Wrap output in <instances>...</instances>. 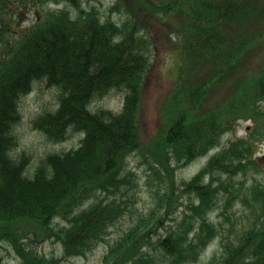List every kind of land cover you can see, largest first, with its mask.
Wrapping results in <instances>:
<instances>
[{
	"label": "trees",
	"instance_id": "trees-1",
	"mask_svg": "<svg viewBox=\"0 0 264 264\" xmlns=\"http://www.w3.org/2000/svg\"><path fill=\"white\" fill-rule=\"evenodd\" d=\"M112 1L104 17L82 0H0V242L12 244L23 264H49L23 248L25 237L57 241L66 257L91 254L126 215L122 200L136 188L127 161L145 150L149 169L166 180L163 212L118 237L107 264H201L215 242L220 254L206 264H264V159L255 156L264 141V62L212 110L200 107L216 81L227 82L244 55L264 45V0ZM160 39L181 60L162 127L145 145L139 109ZM206 64L207 78L192 83ZM36 82L57 90L58 105L33 128L54 143L70 132L83 137L73 150L47 155L30 176V157L13 156L14 129L18 104ZM111 92L123 94L119 112L90 109ZM246 121L244 137L222 142ZM202 158L195 176L174 181ZM174 203L183 210L160 233ZM220 210L224 225L211 221Z\"/></svg>",
	"mask_w": 264,
	"mask_h": 264
},
{
	"label": "rangeland",
	"instance_id": "rangeland-1",
	"mask_svg": "<svg viewBox=\"0 0 264 264\" xmlns=\"http://www.w3.org/2000/svg\"><path fill=\"white\" fill-rule=\"evenodd\" d=\"M92 4L98 8L104 17H108L110 6H112V0H82L83 7H87ZM112 18L117 20V16L113 15ZM34 22L33 15L25 23V26H29V23ZM178 22L177 19L174 21ZM155 56L156 65L154 64L151 75L147 79L144 88V97L141 102L140 110V131L143 143L148 145L151 138L161 129L163 118V103L167 99L170 91L175 85V69L181 60V56L175 52V45L169 43L166 39H160L156 43ZM264 62V45L257 46L247 52L242 62L239 64V71L234 76H230L227 82L219 84V81L214 82L215 87L208 90V93L203 100L201 111L206 112L216 107L219 101H221L225 95L229 92V89L236 84L239 79H247L249 76L255 74L259 67ZM195 63V62H194ZM209 65L206 64L200 66L199 70L195 71L194 77L191 79L192 83L198 82L205 78ZM174 75V76H173ZM207 78V77H206ZM205 78V79H206ZM123 94L119 92H111L109 96L102 100H97L92 103L90 109L92 111L99 110L100 108L109 109L114 112L118 111L123 104ZM264 105V103H262ZM19 111L20 121L14 129V135L17 138V148L13 152L14 158L21 157L22 154H26L30 157V163L27 167V174L33 175L36 166L44 160L47 155L57 154L73 150L78 147V143L82 138L81 135L70 132L68 138L62 143H54L49 141L42 133L33 128V122L37 117L44 112L55 111L58 105V92L52 87H47L44 82H36L33 85V90L28 93L27 96L20 100ZM251 123L238 122L234 132H231L230 139L244 137L247 133L248 127ZM217 150H215L216 152ZM259 159H264V141L260 144L259 148L255 151ZM214 154V151L211 152ZM210 154V155H211ZM148 152L142 150L133 154L128 159V168L134 174V183L136 184L133 196L128 199L124 198L122 201L126 203L127 211L126 215L119 220L118 224L112 227L104 242L100 243L91 254L86 257H66L63 255L64 251L62 246L57 241H45L39 243L35 240L34 244L30 242L29 237L22 238L19 242L25 250L35 249L38 255H42L49 264H107L104 261L106 253L109 252L110 247L122 234L131 232L136 227L140 226L141 220H147L152 217V213H156L157 216H161L162 209L160 206V197L164 195V185L166 180L156 175L151 171L146 162ZM207 158L199 159L193 162L189 166L178 169L175 172L174 178L177 184L181 181H188L196 175L200 168L206 165ZM264 162V160H263ZM167 186V184H166ZM186 198V195H183ZM164 205V203H163ZM163 205L161 208H163ZM180 205L174 203L172 211L169 217L163 222V226L160 233L164 232V229L172 224V220L178 218L183 208H179ZM236 211L239 207L234 208ZM222 211H218L211 215V221L216 224H225L222 217ZM142 228V227H141ZM151 235V234H150ZM156 236V235H154ZM220 245L218 242L212 243L207 251H205L204 258L201 264H206L209 258H212L214 254L219 256ZM55 262V263H54ZM0 264H23L22 260L16 253L12 244L4 240L0 242Z\"/></svg>",
	"mask_w": 264,
	"mask_h": 264
}]
</instances>
